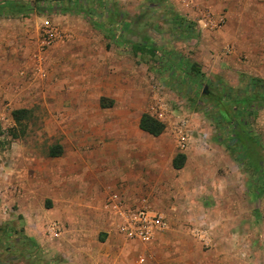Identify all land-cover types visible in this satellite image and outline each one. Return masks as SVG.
Here are the masks:
<instances>
[{
    "label": "rangeland",
    "instance_id": "1",
    "mask_svg": "<svg viewBox=\"0 0 264 264\" xmlns=\"http://www.w3.org/2000/svg\"><path fill=\"white\" fill-rule=\"evenodd\" d=\"M21 2L38 16L40 38L45 20L58 38L40 44L42 56L31 55L27 76L13 66L9 81L0 82V264H31L33 254L26 250L32 248L15 233L16 221L24 218L20 208L49 206L53 197L47 186L59 201V182L67 187L64 196L83 212L76 216L74 207L63 212V234L45 242L51 262L87 264L89 258L77 256L84 248L104 255L114 247L113 242L95 244L99 226L87 223L93 214L85 199L92 182L99 184L102 177L82 181L81 174L98 169V153L106 159L101 172H118L117 159L123 172H147L143 195L153 209L186 220L190 232L205 223L214 237L234 236L238 264H264V101L256 120L244 116L241 127L222 120L220 108L205 97L209 89L215 96L241 98L251 92L248 78L264 79V0L190 1V6L184 0ZM133 43L149 44L158 53H135ZM186 61L199 66L198 86L189 82L192 73L188 77L181 70ZM22 87L28 96L21 104L28 108L18 104ZM162 101L168 107L163 113ZM144 113L164 123L160 136L140 130ZM185 120L189 141L182 147ZM233 135L240 140L228 147ZM119 148L125 152L117 157ZM178 154L186 159L175 169ZM160 183L168 187L160 191ZM79 191L81 198L75 199ZM117 237L126 261L157 264L162 258L152 246ZM96 259L111 262L108 255Z\"/></svg>",
    "mask_w": 264,
    "mask_h": 264
},
{
    "label": "crops",
    "instance_id": "2",
    "mask_svg": "<svg viewBox=\"0 0 264 264\" xmlns=\"http://www.w3.org/2000/svg\"><path fill=\"white\" fill-rule=\"evenodd\" d=\"M21 1L22 0H0V82L1 80L9 81L11 74L10 70L13 69V66L14 68L22 70L20 73L27 76L28 69H30L31 55L36 54L37 56H42V53H38L39 46L44 41L42 38H40V22L38 16H34L32 14V11H29L25 3ZM172 1L178 3L179 1L183 0ZM184 1L188 2L186 6H190V1L192 3L194 2V5H197L198 2L204 3L212 0ZM183 9V11H190L186 7H184ZM191 11H194L193 7ZM177 13L182 16L184 15L179 11H177ZM204 33L206 34V36L211 34L209 32V34L206 33V30H203V34ZM253 36L254 32H251L252 39ZM10 53L15 57L10 58ZM17 79V81L21 80V78ZM11 80H15V78H11ZM24 87H22L23 92L17 94L20 97H24L17 100L20 106L28 108L29 105L24 106V104H21L28 96V94H25L26 92L24 91ZM1 88L2 87L0 85V97L2 96ZM5 96L7 98L11 97L12 93ZM30 107H33V104H31ZM97 118L103 119L101 114H99ZM138 122L140 128V120ZM140 130L143 131L141 128ZM117 141L124 140L117 139ZM125 143L126 142H121L123 146ZM137 143L140 142L138 141ZM118 152L117 157L121 156L123 152H125V149L119 148ZM104 155L105 154L103 153H98L95 161L96 167H98V169L93 168L90 172H84L81 175H83L82 181L88 180L93 177H96V180H98L97 177H102L101 179H99V184L96 183L94 185V183L92 182V186H90V195L88 196V199H85L88 200L86 201V203L90 207H92L90 208V210L93 214L90 218V221L88 220L87 223L88 225L99 226L95 235V244L96 242L98 244H109L113 242L114 247L106 251L104 255L101 249L84 248L77 254V256H83L87 259L89 258L86 261L87 264H98L96 258L105 255H108V257L111 258L112 264H116L119 262H122L124 264H140L136 259L134 260L129 258L126 261V259L124 258L125 255L123 254L122 249L119 247L121 241L117 237L121 234H119L116 229V219L108 209L107 205L108 199L113 194L121 195L125 200H127V203L129 205L140 206L144 204L145 197L143 195V191L145 190V175L147 172H123L121 169V160L119 159H117L119 162L117 163L118 172H101L102 169L100 167V164L106 160L104 158ZM62 173L63 176H65V172ZM165 185H167L168 187L167 183ZM165 185L160 183L156 186L160 191H162ZM47 188V191L53 197V200H51L52 202H49V206L45 204H31L21 206L20 212L24 216V218H22L20 223L19 221H16L15 223L17 226H19L18 231L15 233L18 235L21 233V236L26 240V247L32 248L26 250L29 255L31 253L33 254L31 264H56V262H51V259L48 258L50 254L46 250L45 242L54 239L55 236L57 237L63 234L65 224L67 222L65 216L63 215V212H65L66 209H70L72 207H74L75 209L77 208L79 212L75 213L76 216L80 215L83 212V208L77 206V203H70L67 196H64V193L68 191L66 185L61 182L58 183V190L63 193V196H60L61 199H59V201H55V189L53 188V186H47ZM74 193H76L74 195V198L78 199L81 192L79 191L78 194L77 192ZM67 194L69 193L67 192L66 195ZM96 203L98 204V206L96 205ZM186 217L188 219V216ZM169 220L170 229L159 234L151 243L147 245L152 246L154 248V253H159L162 257L161 259H159L157 264L239 263L236 262V260L240 259L239 245L237 246L239 240H237V238H235L234 236L232 237L231 235L229 236L227 234H223L219 238L215 235V238L212 234L215 245L214 247L208 248L206 250L202 247V243L185 227L186 220L177 216H175L174 218L171 217L169 218ZM79 222L83 223L81 218H79ZM53 223H56L59 228V230L55 233L50 230V227ZM121 237L126 239L122 235ZM126 240L133 242L128 239ZM136 244L138 246L141 245L138 243ZM120 258L121 261H118Z\"/></svg>",
    "mask_w": 264,
    "mask_h": 264
},
{
    "label": "built area",
    "instance_id": "3",
    "mask_svg": "<svg viewBox=\"0 0 264 264\" xmlns=\"http://www.w3.org/2000/svg\"><path fill=\"white\" fill-rule=\"evenodd\" d=\"M43 30L45 42L49 43L58 38V31L49 20L43 22ZM158 108L163 113L168 108L167 103L162 101ZM188 123L187 120L181 122L180 144L182 147L186 146L189 141L187 137ZM107 207L116 219L115 226L118 233L138 244L147 246L159 234L170 229L167 216L146 204L145 200L144 204L140 206L129 205L121 195L113 194L108 199ZM50 230L55 233L59 228L56 223H53ZM191 232L202 245L208 248L214 247L215 242L212 238V232L205 223L194 226ZM140 261L145 262V258L141 257Z\"/></svg>",
    "mask_w": 264,
    "mask_h": 264
},
{
    "label": "trees",
    "instance_id": "4",
    "mask_svg": "<svg viewBox=\"0 0 264 264\" xmlns=\"http://www.w3.org/2000/svg\"><path fill=\"white\" fill-rule=\"evenodd\" d=\"M171 7V6H170ZM63 8H61L62 10ZM66 10V9H63ZM177 16V14H176ZM178 17V16H177ZM179 25H182L179 23ZM132 49L135 53H140L141 55L150 54L152 57L157 55L158 50L149 44L145 43H133ZM168 63H170L174 69H176L174 61L168 60ZM176 63V62H175ZM181 70L184 72V74L188 77H190V74L192 73V76L189 79V82L195 84L196 86L199 85V82L202 80L201 72L199 69V66L196 63H192L189 61H186L185 65L182 66L181 64ZM247 88L251 91L250 94L244 97H237L234 100H231L229 98H225V96H215L212 95L211 92L206 90V96L212 100H214L215 105L220 108L218 110V116L221 117L222 120H226L230 124L234 125H242L243 127L247 123V120L244 119V116H247L246 118L251 119V121H255L258 117L259 110L263 105L260 104L261 101H264V79L251 77L248 78ZM234 105V106H233ZM234 107L233 110L228 107ZM221 107L223 109L221 110ZM234 112V115H232L231 112ZM241 118V119H240ZM220 120V119H219ZM217 120V122H219ZM243 121V122H242ZM140 128L152 135V136H160L165 129L164 123L157 120L153 116H151L148 113H144L141 116L140 119ZM235 134V133H234ZM238 139V140H237ZM239 138L233 137L228 139L226 144L228 147H232L237 141H239ZM53 155H58V153L51 152ZM186 156L184 154H178L173 162V166L175 169L182 168L184 162H185Z\"/></svg>",
    "mask_w": 264,
    "mask_h": 264
}]
</instances>
